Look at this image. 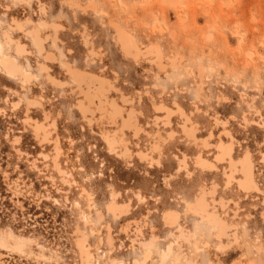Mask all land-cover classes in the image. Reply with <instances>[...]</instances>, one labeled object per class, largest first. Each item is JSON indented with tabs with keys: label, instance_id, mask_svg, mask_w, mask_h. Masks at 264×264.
I'll list each match as a JSON object with an SVG mask.
<instances>
[{
	"label": "rangeland",
	"instance_id": "1",
	"mask_svg": "<svg viewBox=\"0 0 264 264\" xmlns=\"http://www.w3.org/2000/svg\"><path fill=\"white\" fill-rule=\"evenodd\" d=\"M26 1L0 0V53H13L1 37L12 17L57 23L61 25L57 47L49 40L45 43L56 61L47 66L52 77L67 84L65 88L50 85L36 67L42 58L31 38L13 32L30 52L28 69L37 79L22 90L0 72V234L5 236V243L0 242V264H79L76 228L88 235L92 264H110L112 258L123 264H142L144 249L137 242L152 237V254L146 264H264L260 250L264 249V0H179L174 7L161 0H39L47 15L37 11L36 0ZM97 8L100 14L93 11ZM110 19L133 31L139 43L160 46L163 69L150 58L138 62L124 58L107 25ZM25 29L32 26L27 24ZM40 34L51 36L53 29L41 28ZM89 50L94 54L90 56ZM65 60L74 68L110 79L119 90L111 97L118 100L121 94L130 99L136 123L144 131L140 129L137 137L124 131L123 139L133 155L108 151L102 139L103 132L118 130V122L108 125L106 120L94 119L90 125L73 108L77 94L64 74L61 62ZM36 98L41 104L26 106L28 99ZM150 98L173 110L176 103L195 124L197 138L208 139L212 134L209 144L227 142L223 130L229 131L238 141L233 158L241 157L245 149L251 153L262 191L244 195L234 185L225 189L221 171L225 163L216 165L215 171L194 168L198 153L212 160L215 150H202L186 141L178 113L171 114L170 124L163 127L165 112L153 110ZM212 116L227 124H213ZM242 116L255 122L244 126ZM155 118H160L157 126ZM32 122L55 124L47 127L46 142L35 139ZM168 130L174 132L173 137L166 136ZM157 131L159 137L154 136ZM55 137L60 148L56 161L65 171L61 174L52 166ZM153 141L160 142V154L151 153L154 158L149 163L138 153H149ZM183 156L191 177L185 178L183 170L176 174V161ZM210 186L216 188L213 198H221L226 206L225 220L236 225L238 239L228 249L216 247L211 227L184 213V201H192L201 187ZM84 188L91 195L89 207L81 195ZM111 192L119 193L116 202L128 206L130 213L114 217L106 211ZM167 211L177 212L178 224L191 234L188 240L162 223ZM131 239L136 240L133 245ZM174 239L173 253L160 263L162 251ZM20 243L23 247L16 250Z\"/></svg>",
	"mask_w": 264,
	"mask_h": 264
},
{
	"label": "bare ground",
	"instance_id": "2",
	"mask_svg": "<svg viewBox=\"0 0 264 264\" xmlns=\"http://www.w3.org/2000/svg\"><path fill=\"white\" fill-rule=\"evenodd\" d=\"M12 1L14 3H27L26 0H12ZM89 1L90 0H88V2ZM161 1L169 7H174L179 2V0H161ZM36 3L38 4V6H37L38 10L37 11L41 15L46 14L45 12L47 10L45 11L44 4H42L39 0H36ZM79 3H81V2L79 1ZM71 5H73V4H68V6H71ZM2 8L7 10L8 6L2 5ZM85 10H86V8H85ZM100 10L101 9H99V8L93 9V11L96 14H100L101 13ZM10 11H11V9H10ZM1 23H2V21L0 20V24ZM27 24H30L32 26V29H29V30L25 29V25H27ZM107 25L112 30V32L114 34L115 42L117 43V46L120 50V53L122 54V56L124 58L131 60L132 62H138V60L150 58V61H152V63H154L156 65L155 67H157L159 70L163 69L162 58H164V57H162L163 55H162V52L160 51V49H161L160 46H158V47H160V48H158L157 46H154V44H153V46H145L144 44L139 43L136 40V38L133 36V33H132L133 31H131V32L128 31L125 27L120 25L118 22H115L111 19L107 22ZM47 26L52 27L53 34L51 36H48V35L41 36V34H40L41 28H44ZM60 28H61V25L54 23V22L48 23L45 20H40L38 23H34L29 18L21 21V20H18V19H15L12 17L10 22L6 25L5 29H3L1 37H2L6 46L13 48V53L12 54L0 53V72L5 77L15 80L19 84V86H20L19 88H21L22 90H27L28 87L30 86V84H33L32 83L33 80L37 79V75L33 74L28 69V66H30V65H29V60H28L27 54H29L30 52L26 49V46L19 39H16L13 36V32H18V33L23 34V36H29L31 38V42L34 46L35 51L38 53L39 56H41L42 60L40 62H36V67H37L39 73L44 75L46 81L48 83H50V85L63 86L64 87V85H66L67 82L58 81L54 77H52L49 73V67L47 66V64L48 63L52 64L53 62L56 61V58H55V55L52 52L47 51L46 47H45V43L48 40H49V42H51L54 45V47H57L59 40H58L56 34ZM84 41H86V39H84ZM88 53L90 56L94 54V52L92 50H89ZM61 65L64 67V74L70 78V82L73 85V89H71V91H74L75 94H77V100L73 104V108H75L81 114L82 118L90 125H92L91 122L94 119L99 120V121L106 120L108 125H115L118 122L119 123L118 130L114 131L112 134H109L108 132H103L101 134L102 139H103L108 151H110V152L118 151V152H116V154L119 156L120 155L124 156V155H127V153H130V151H129L130 149H129V147L127 148L126 141L123 139L124 131L129 130L130 132H132L131 133L132 135L134 134L136 136V134H138L139 130L141 129L140 126L137 125V123H136V116L137 115H135V111L133 110V107L131 106L130 99L129 100H128V98L125 99L121 94L119 95V97H117L118 100L115 99L114 97H111L112 93H117V92H119V90L112 84L110 79H107L104 76L89 73L87 70H86L87 71L86 72L85 70H79L77 68H74L66 60L62 61ZM101 71H103V70H101ZM201 72H203V69H201ZM200 84L198 85V90L200 89ZM37 97H38V95H37ZM18 99H20V98H18ZM150 100H151V98L149 99V101ZM154 100L155 99H153V101ZM153 101L151 100V106H152L153 110H157L158 112L159 111L165 112L164 117H162L163 118V120H162V126L163 127L168 126L170 124L169 118H170L171 114L178 113V115H179L178 117H180V120H182L181 125L179 127L180 133L185 138V140L188 141L189 143H191L192 145L196 146V147H200L202 150H208L209 148L215 150L216 154L214 155L212 160H208V159L204 158L201 153H198L193 159L194 168H197L198 170H200L202 172V170H214L217 168L216 165H220V164L225 163L226 166L222 167V169H221L222 175L224 177V184H225V186H227V187H224L225 189L228 188V186L234 185L235 188L244 195H248V194H252V193H255V194L258 193L259 194L261 189H259V187H258V184L256 182L257 180H255V172H254L255 169H254V165H253V162L251 159V153L247 149H245L244 153L241 157L234 159L233 158L234 147L236 146L238 141H236L232 137V135L230 134L229 131L223 130V134L228 139L227 142H223L222 140H218V142L216 144H209L208 139L212 137V134L209 133L208 139L206 138V139L200 140L199 138H197L196 137V131L197 130L195 128L196 127L195 124L191 121L190 116L185 114L182 111V109L176 103L173 104L174 108H175L173 110V109H169L168 107L164 106L163 104H160V103L158 104V103H155V101L154 102ZM13 103L11 105L14 107L16 104H13ZM39 104H41V102H39V99H37V98L36 99H28L26 106L27 107L28 106L29 107H31V106L35 107V105H39ZM16 108H18V107H16ZM15 110H17V109H15ZM197 110H198V108H197ZM96 114L98 117L95 118ZM256 116H258V115H256ZM46 118H47V115L44 114V119H46ZM159 119L160 118L154 119V125L157 126V120H159ZM230 119H231V117H230ZM27 120H28V118H27ZM211 120L213 121V124H215V125L220 124L223 126V125L227 124L224 121L221 122L216 116H212ZM241 121H242V124L244 126L248 125L250 122H252V123L255 122L253 120L246 118L245 116L241 117ZM252 123H251V125H253ZM47 125L50 127H54L55 124H53V122H52L51 124H47ZM48 126L44 125L43 123L32 122L31 127H32L33 135H34L35 139H37L38 142H44V141L46 142L48 136L50 135L49 134L50 132L47 129ZM257 126L262 127L263 124H261V125L257 124ZM155 133L156 134L154 136L159 137L158 136L159 131H157ZM165 134L167 137L171 138V137H173L174 132L171 130L169 132H166ZM145 135H149V134H145ZM167 137L165 139L168 140L169 138H167ZM54 139L55 140H54V147H53L54 149L53 150H54L55 154L52 155V157H53L52 158V166L54 167L56 172L61 174L65 171L61 170L58 167V164L56 161V158L60 152V148L58 146L59 140L56 137ZM160 139H162V138H160ZM17 141L18 140H16V139L13 140L14 143ZM151 143H150L151 146H149L150 147L149 150L147 149L149 153H147V152L143 153V152H141V150L138 153V155L142 159L143 158H144V160L148 159L150 161L149 163H151V161L153 160L152 159L153 156L150 154L154 153V152L158 153L159 148L161 147V146L158 147V144H160V142H158V141H157V144L155 141H153ZM15 151L17 153H19L18 149ZM159 154H160V152H159ZM43 155H45V154H43ZM131 155H133V153ZM46 156L47 155H45L44 158ZM158 158H159V155H158ZM180 158L181 159L176 158L177 159V161H176L177 162L176 174H177V172L183 170L185 173L184 175L186 176L185 178L191 177V172L188 171V169H187V163L185 162L184 156L180 157ZM186 158H188V157H186ZM138 159H139V157H138ZM157 160H159V159H156V161H153L154 164L157 162ZM149 166H151V165H149ZM174 174H175V172H174ZM5 176H7V174H5ZM61 177H63V176H60V178ZM48 179L51 180L50 177H48ZM63 179H61V181H63ZM65 179H64V181H65ZM66 187H69V186L66 185ZM78 187H81V186H78ZM66 189H69V188H66ZM84 189L81 190V195L86 200L87 207H89L90 202L92 201L91 195L89 194V192L88 193L86 192V189L85 190ZM214 189H216V188H213V186L212 187L210 186V188H208L207 190L205 188L201 187L192 201H184V205H183L184 206V213L188 214L192 217H196V218L200 219V223H204L207 226L211 227L212 230L214 231L213 237L218 241V246H216V247H218V248H222V247L225 248L226 247L227 248V246L229 244H231V242H234L238 239V235L236 232V225L228 223L225 220L224 216L227 214L226 210H225L226 206L222 202L221 198H219V200L218 199L215 200L213 198V194L216 192V190L214 191ZM56 191H58V189H56ZM117 194L119 195V193H117ZM117 194L114 192H111L110 197H109V201L105 206L106 211L110 212L114 217H118L122 214H125L126 212H129L127 210V209H129L128 206L126 207L124 205H119L116 202ZM255 196H257V195H255ZM42 198L45 199V197H42ZM138 198H139V196H138ZM208 199H209V201H208ZM136 200H137V198H136ZM53 201L55 202V200H53ZM261 201H262L261 204L263 205V208H264V198ZM74 205H77V203H75ZM126 205H127V203H126ZM54 206H56V205H54ZM219 212H221L223 215L220 214ZM236 215H237L236 212L233 211L232 212V218H235ZM81 219L83 220L84 224H87L89 222L87 216H84L83 214L81 216ZM161 219H162L161 221H163L162 223H164L167 226L173 227V229H175L176 232L180 236L187 237L186 240H188V238L191 236V234H189V232H186L187 234H185V231L183 230L182 226L180 224H178L179 215L177 214V212L167 211L162 215ZM94 231H96V230H90L89 233H93ZM139 231L137 229H135L136 233H139ZM98 233H99V230H98ZM75 234H76V238H75L74 243H75V247L77 250L78 257H79V259H78L79 264H92V260L94 258L92 256L91 252L89 251L90 245L87 244V242H88L87 241V236H88L87 233L76 228ZM178 237H177V239H178ZM9 238L12 239L11 235L9 236ZM106 241L109 245L112 244V239L109 236H107ZM135 241L136 240L131 239L130 242L133 245V242H135ZM0 242L2 244L5 243V236H3L1 234H0ZM153 242H154V237H152L151 240H149V241L137 242L138 245L144 249V251L142 252V261H141L142 264H146L150 261L149 259H150L151 254H152ZM176 243H177V240L174 239L172 243H170L166 246V249L163 250L161 253L160 263L164 262L166 259L169 258V256L173 253L172 247ZM22 247H23V243L17 244L16 250H20ZM130 247H132V246L130 245ZM258 248H260V247L258 246ZM260 250L264 251V249H261V248H260ZM225 251H226V249H225ZM229 251H231V249H229ZM110 264H123V263L112 258L110 260ZM171 264H173V263H171Z\"/></svg>",
	"mask_w": 264,
	"mask_h": 264
}]
</instances>
